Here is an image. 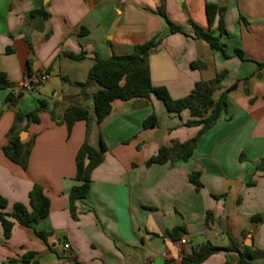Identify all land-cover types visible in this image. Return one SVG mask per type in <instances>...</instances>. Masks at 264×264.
<instances>
[{"label": "crops", "instance_id": "obj_1", "mask_svg": "<svg viewBox=\"0 0 264 264\" xmlns=\"http://www.w3.org/2000/svg\"><path fill=\"white\" fill-rule=\"evenodd\" d=\"M206 4L224 9L220 43L228 58L194 36L193 25L218 34V16L208 28ZM168 22L180 32H170ZM153 38L159 41L147 57L153 86L180 99L196 83L225 72L213 99L235 85L226 94V110L188 160L148 164L160 147L189 141L200 126H186L193 120L188 110L170 113L153 95L114 100L102 122L90 123L88 143L95 149L102 144L104 159L72 219L68 195L86 123L76 121L68 130L63 113L69 106L92 112L99 87L79 84L96 57L128 55ZM198 63L203 67L190 66ZM0 70L10 83L0 90L3 212L11 213L14 203L27 206L33 185L49 203L45 218L30 227L14 223L7 239L0 223V264L25 253H33L30 264H180L201 243L226 247L228 236L239 249L250 238L247 247L264 250V0H0ZM23 80L33 89L7 103ZM38 100L51 110L37 123L16 126L20 141L33 140L23 170L2 148L15 112L33 111ZM152 114L157 126L144 129ZM192 173L199 174L198 188L189 181ZM175 228L181 231L173 237ZM36 232L46 233L45 240ZM236 260V253L220 252L201 264Z\"/></svg>", "mask_w": 264, "mask_h": 264}, {"label": "trees", "instance_id": "obj_2", "mask_svg": "<svg viewBox=\"0 0 264 264\" xmlns=\"http://www.w3.org/2000/svg\"><path fill=\"white\" fill-rule=\"evenodd\" d=\"M34 12H32L33 14ZM158 14L164 16L161 9ZM224 9L213 4L205 5V15L208 28L212 26L216 16H218V34L214 35L212 31L204 30L193 25L194 36L205 41L212 50L221 52L224 58H228L220 37L225 33L223 22ZM170 32H180V28L169 23ZM158 39L153 38L148 42L137 45L131 54L122 56H111L107 59L96 57L94 63L89 69L85 83L79 84L85 87L88 83H95L99 89L93 94V107L90 113L87 109L79 106H69L65 109L62 122L70 130L74 122L83 120L86 123L85 138L79 147L75 157V181L72 186L69 199V212L72 219H76L74 204L78 200L84 199L89 190L92 171L102 163L104 159L105 148L101 144L99 149L93 148L88 143V134L92 119L100 123L109 115L111 103L114 100L126 101L132 98L148 99L150 95L155 96L162 101L166 110L170 113L180 114L183 110L190 112L192 121L186 123V126H200L197 135L184 143H172L170 147H160L157 153L148 160V164H164L166 162L186 161L192 155L196 143L201 135L207 132L217 121L222 112L226 110V94L235 89V85L227 88L220 96L214 100L213 95L220 89L219 83L225 76V72L215 75L212 80L198 82L188 95L180 99H172L164 87H155L152 85L150 73L147 66V57L150 52L158 45ZM236 55L242 59V53L236 52ZM77 58V57H74ZM192 68H202L203 64H191ZM262 64H259L261 67ZM10 87L5 74L0 70V90ZM8 94L6 102L14 105L16 98ZM48 105L44 100H38L36 108L26 114L20 111L15 112L14 123L8 131V142L2 148L4 156L12 163L25 170L28 164V156L32 147L33 140L20 141L16 133L18 123L25 121L28 123H37L41 112L47 111ZM157 126V119L152 114L143 122L144 129H152ZM264 158L262 159V162ZM199 174L189 175V181L196 186H200L198 181ZM7 206V201L0 196V223L3 229V235L7 239L10 237L14 223L30 227L48 215L49 203L43 190L38 185H33L28 193V205L14 203L12 212L7 214L3 210ZM257 216L252 220H258ZM180 228L171 231L173 237L177 236ZM39 238L45 240L46 233L36 232ZM220 252H234L237 254V260L234 264H254L257 259H264V250L252 249V247L239 246L228 236V245L219 247L210 242L201 243L192 248L191 252L183 257L180 264H201L210 256ZM33 262V253L23 254L19 260L10 259L7 264H30ZM228 264V261L227 263Z\"/></svg>", "mask_w": 264, "mask_h": 264}, {"label": "built area", "instance_id": "obj_3", "mask_svg": "<svg viewBox=\"0 0 264 264\" xmlns=\"http://www.w3.org/2000/svg\"><path fill=\"white\" fill-rule=\"evenodd\" d=\"M46 80V76H41L40 78H39V81L40 82H44ZM33 89V84L30 82V81H25V80H23V81H21L20 83H18V85H17V87H16V92L15 93H13V95L14 96H17L20 92H27V91H30V90H32ZM180 243L181 244H185V240H181L180 241ZM62 248L64 249V250H68L69 249V246H68V244H63L62 245Z\"/></svg>", "mask_w": 264, "mask_h": 264}, {"label": "water", "instance_id": "obj_4", "mask_svg": "<svg viewBox=\"0 0 264 264\" xmlns=\"http://www.w3.org/2000/svg\"><path fill=\"white\" fill-rule=\"evenodd\" d=\"M51 106L48 107V110H51ZM25 134V132H24ZM20 139L22 140V136H20ZM244 245L245 246H251V241H250V238H248L245 242H244Z\"/></svg>", "mask_w": 264, "mask_h": 264}]
</instances>
